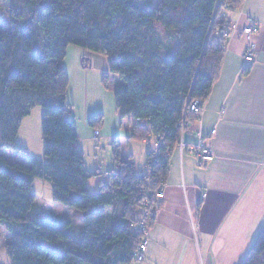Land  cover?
Masks as SVG:
<instances>
[{"label":"trees","instance_id":"1","mask_svg":"<svg viewBox=\"0 0 264 264\" xmlns=\"http://www.w3.org/2000/svg\"><path fill=\"white\" fill-rule=\"evenodd\" d=\"M159 1L156 8L152 0H3L10 16L9 27H0V225L10 237L4 264L133 263L143 204L164 188L172 153L198 122L191 104L206 105L226 53L225 33L246 2ZM70 47L107 56L103 82L120 78L117 112L135 121L128 138L157 143L147 153V172L138 174L116 138L117 177L102 181L97 194L88 187L95 176L78 147L68 101ZM37 107L43 109L44 160L17 143L22 122ZM102 119L96 115L89 124L97 127ZM3 150L25 160H9ZM36 180L52 185L56 203L83 214V231L56 214L36 220L43 214ZM162 201L150 209V231ZM242 264H264V227Z\"/></svg>","mask_w":264,"mask_h":264},{"label":"crops","instance_id":"2","mask_svg":"<svg viewBox=\"0 0 264 264\" xmlns=\"http://www.w3.org/2000/svg\"><path fill=\"white\" fill-rule=\"evenodd\" d=\"M252 19L259 30L248 39L243 30ZM231 29L236 34L227 45L203 119L191 125L186 135L187 142L192 143L201 132L215 158L200 168L191 155L178 149L172 153L165 198L150 232L146 264H242L264 227V0H246L233 16ZM250 44L254 46L251 63L245 60ZM84 64L89 68L82 70ZM65 68L73 112L82 99L90 106L89 119L103 114L102 106L88 97L95 90L103 93V79L109 72L105 59L70 47ZM90 75L101 81L93 86L94 92H90ZM111 81L116 82L114 91L123 85L118 76H111ZM114 106L113 120L120 128L107 129L104 121L102 132L117 138L122 158L133 162V140L128 137L135 121L122 120ZM26 120L20 132L28 126L24 125ZM79 135L91 140L94 132L84 124ZM142 144L146 151L157 147L155 141ZM78 147L86 151L80 139Z\"/></svg>","mask_w":264,"mask_h":264},{"label":"rangeland","instance_id":"3","mask_svg":"<svg viewBox=\"0 0 264 264\" xmlns=\"http://www.w3.org/2000/svg\"><path fill=\"white\" fill-rule=\"evenodd\" d=\"M153 5L157 8L160 5L159 0H152ZM10 16L8 14V9L6 8L3 0H0V27L8 28ZM97 56L100 59H105L106 66H108V58L104 54L100 53H90ZM84 66L82 67V70ZM85 70V69H84ZM87 72L91 70H86ZM88 82L91 85L90 92L93 90V86L100 83V80H96L94 76L90 75ZM105 85V84H104ZM115 87L116 82L111 81L108 85H105L103 93L99 91L94 92L91 96L88 97L89 101H94L102 106L104 110V115L102 122L97 127H92L89 124L88 111L90 106L83 103L81 99L80 106H76L74 113L77 114L76 119L78 123V129L85 124L88 129H91L94 132V136L89 140L88 137L79 139L81 140V145L85 148V163L88 171L94 175L90 182V193L97 194L100 188V182H108L111 178L113 170L115 171V161L113 157V142L114 136L108 135L104 130L103 126L101 127L104 121L106 122V127L117 130L119 126H116L113 117H114V108L115 105ZM113 99V101H112ZM75 115V114H74ZM99 115V114H98ZM96 116V115H95ZM120 117V116H119ZM28 120L24 122V125L28 123V126H23L21 132H19L17 137V143L20 146L27 148L28 154L31 158L36 160H44L45 155V142L43 140L42 134V125H43V109L41 107L35 108L31 115L27 117ZM26 127V128H25ZM120 128V127H119ZM109 136V137H108ZM131 150L133 152V163L137 166L138 174H145L146 169V156L148 150L141 141L133 140L131 141ZM125 150V149H124ZM2 154L6 156L9 160H20L24 161L25 157L21 153L6 151L3 150ZM111 180V179H110ZM34 192L37 195L36 205L41 209L42 217L36 220H49V216L52 214H57L62 217H66L75 221L77 227H81L83 231V214L77 212L76 210L67 208L59 203H56L53 200V188L52 185L43 180H36L34 184ZM77 196V195H75ZM42 218V219H41ZM10 237L4 227L0 225V263H8L9 258L6 253V247L9 243ZM202 264H212L204 261Z\"/></svg>","mask_w":264,"mask_h":264},{"label":"built area","instance_id":"4","mask_svg":"<svg viewBox=\"0 0 264 264\" xmlns=\"http://www.w3.org/2000/svg\"><path fill=\"white\" fill-rule=\"evenodd\" d=\"M259 30V25L257 21L250 20L248 25L244 28L243 34L248 38L256 34ZM235 31L230 30L225 33L226 42H229L234 38ZM253 51L254 46L250 44L246 49L245 60L249 63L253 62ZM193 113H196L198 122L201 123L204 112H205V105L200 101L196 100L191 104L190 107ZM189 124L185 123L183 125V129L187 128ZM216 131H212V134H215ZM186 134L183 132L181 142L178 144L177 149L181 153H187L195 158L198 167L206 168L210 162H212L215 158L214 151L206 144L204 136L201 132L196 134V139L194 142L189 143L185 138ZM112 178L117 177L116 170L110 175ZM110 185H113L112 182ZM184 188V187H183ZM148 199L143 204L144 208L142 209V214L139 217L138 223L134 227V231L139 235L138 243L134 250L133 254V263L131 264H143L146 261V256L149 248L150 243V229L149 223L152 218V213L150 209L154 202H161L165 198L164 188L161 187L158 191L150 192L148 194ZM206 197V195H205Z\"/></svg>","mask_w":264,"mask_h":264}]
</instances>
